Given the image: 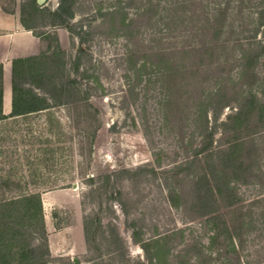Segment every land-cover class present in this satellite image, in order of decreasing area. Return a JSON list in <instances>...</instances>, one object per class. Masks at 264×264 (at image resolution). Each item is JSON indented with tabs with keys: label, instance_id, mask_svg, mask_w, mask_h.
<instances>
[{
	"label": "rangeland",
	"instance_id": "obj_1",
	"mask_svg": "<svg viewBox=\"0 0 264 264\" xmlns=\"http://www.w3.org/2000/svg\"><path fill=\"white\" fill-rule=\"evenodd\" d=\"M70 1L72 34L51 25L60 0L35 14L20 2L42 53H64L67 89L50 109L0 120V200L40 193L48 264H264V118L222 125L252 93L264 103V54L246 63L264 38V0ZM211 95L222 109L206 128ZM234 142L236 202L213 220L172 205L170 193L191 199L209 154ZM133 226L147 242L163 237L152 262L156 247Z\"/></svg>",
	"mask_w": 264,
	"mask_h": 264
},
{
	"label": "trees",
	"instance_id": "obj_2",
	"mask_svg": "<svg viewBox=\"0 0 264 264\" xmlns=\"http://www.w3.org/2000/svg\"><path fill=\"white\" fill-rule=\"evenodd\" d=\"M34 10L37 13L40 9L36 0H32ZM52 17L53 26H63L71 32L74 31L70 25V20L74 17L73 3L70 0H60L58 7L49 13ZM224 17V13H221ZM22 24L33 31V26L28 25L21 12ZM262 27L264 34V9L261 11L259 28ZM34 32V31H33ZM41 37V35L37 34ZM256 37V34L254 36ZM250 55L246 60L248 67L253 66L258 61L260 56L264 54V38L257 39L255 43H250ZM60 51V50H59ZM60 52H50L49 50L40 55L16 58L12 63V110L9 114L3 111V96H4V80H3V65L0 64V120L15 117L19 115L26 116L28 114L50 109L62 102L60 96L66 92V87L59 83L61 75V66L64 64V59L60 58ZM50 57H56L48 61ZM74 69L80 68V57L77 55L74 58ZM147 67V62H143L141 68ZM141 76L138 72V78ZM172 77L173 75H167ZM214 95L220 96V91ZM206 103L202 110V115L206 118V128H208V113H214V121L218 120L220 109L215 105V99L212 98ZM226 105H229L227 103ZM258 112L260 119L264 118V103L261 102L255 94L245 99L243 104L237 106L234 113L227 116L226 121L222 123L225 130H229V123L236 122V127H240L249 119L255 112ZM215 129L210 130L209 137L212 145ZM241 143L234 142L231 146L217 150V154L211 152L208 156V166L204 168L200 175L196 176L194 181L195 189L193 197L187 199L180 192H171L169 200L174 206H180L182 202H189L193 210L202 217L208 216L211 219L216 218V214L221 205L229 206L236 202L237 195L235 188L232 185L234 177H231V172L235 168L242 165L243 162L239 158V150ZM124 172H128L124 170ZM43 201L40 193H28L16 196L10 199L0 200V264H48L49 244L45 224L42 218ZM84 228L89 241V223L85 222ZM133 235L141 246L149 251V246L154 244L156 247L155 253L150 255V261L153 257L162 252L161 240L163 237H153L149 241H145L141 236V230L135 229ZM40 232L42 242L36 245V233ZM227 232V231H226ZM228 233V232H227ZM219 237V234L212 237L214 240ZM227 239H230L227 237ZM160 247V248H159ZM111 261V260H110ZM110 264H115L110 262Z\"/></svg>",
	"mask_w": 264,
	"mask_h": 264
},
{
	"label": "crops",
	"instance_id": "obj_3",
	"mask_svg": "<svg viewBox=\"0 0 264 264\" xmlns=\"http://www.w3.org/2000/svg\"><path fill=\"white\" fill-rule=\"evenodd\" d=\"M20 2L21 0H0V64L3 65L4 71L3 111L5 114H9L12 110L13 60L40 55L44 49L40 36L35 35L31 29L22 24ZM20 116L23 115L11 118Z\"/></svg>",
	"mask_w": 264,
	"mask_h": 264
},
{
	"label": "water",
	"instance_id": "obj_4",
	"mask_svg": "<svg viewBox=\"0 0 264 264\" xmlns=\"http://www.w3.org/2000/svg\"><path fill=\"white\" fill-rule=\"evenodd\" d=\"M46 0H37L38 4H43Z\"/></svg>",
	"mask_w": 264,
	"mask_h": 264
}]
</instances>
